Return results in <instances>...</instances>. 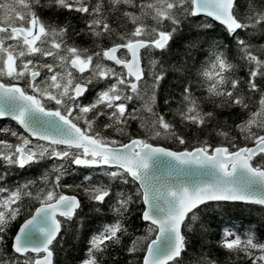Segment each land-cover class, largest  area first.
<instances>
[{
  "label": "snow or ice",
  "instance_id": "6c2138e0",
  "mask_svg": "<svg viewBox=\"0 0 264 264\" xmlns=\"http://www.w3.org/2000/svg\"><path fill=\"white\" fill-rule=\"evenodd\" d=\"M0 264H264V0L0 3Z\"/></svg>",
  "mask_w": 264,
  "mask_h": 264
},
{
  "label": "trees",
  "instance_id": "16d2710c",
  "mask_svg": "<svg viewBox=\"0 0 264 264\" xmlns=\"http://www.w3.org/2000/svg\"><path fill=\"white\" fill-rule=\"evenodd\" d=\"M238 3L240 5V7H241V11L243 12V9H244V7L247 4V0H238ZM254 215L255 214H253V216H249V214L246 211L241 214V212L239 210H235V215L233 216L232 215V210H230L229 214L224 217V220L228 221L229 218L231 217V223L232 224L240 225L241 219L253 220L254 219ZM211 230L213 232H215L216 231L215 226H213Z\"/></svg>",
  "mask_w": 264,
  "mask_h": 264
},
{
  "label": "flooded vegetation",
  "instance_id": "af4514ba",
  "mask_svg": "<svg viewBox=\"0 0 264 264\" xmlns=\"http://www.w3.org/2000/svg\"><path fill=\"white\" fill-rule=\"evenodd\" d=\"M4 2H6V0H0V3H4ZM3 124L7 125L8 123L3 121Z\"/></svg>",
  "mask_w": 264,
  "mask_h": 264
}]
</instances>
